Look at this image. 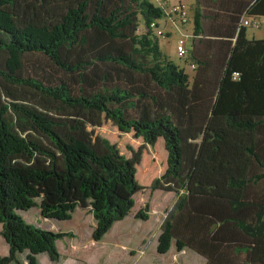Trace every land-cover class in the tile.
<instances>
[{
	"label": "trees",
	"instance_id": "16d2710c",
	"mask_svg": "<svg viewBox=\"0 0 264 264\" xmlns=\"http://www.w3.org/2000/svg\"><path fill=\"white\" fill-rule=\"evenodd\" d=\"M197 1L191 35L181 36L186 55H177L190 59V79L160 48L159 38L176 28L164 30L168 19L155 0H0V78L67 109L98 111L152 148L162 140L165 169L150 189L176 199L157 253L174 242L205 264H264V37L248 38L251 25L242 24L264 23V0ZM13 115L31 132H17ZM55 127L24 104L0 106V235L8 246L0 264H24L21 254L25 264H41V253L58 261L56 242L75 237L27 223L20 211L64 221L87 209L98 242L145 188L140 149L128 157L102 138L99 153ZM152 165L144 176L154 175ZM149 206L135 217L147 220Z\"/></svg>",
	"mask_w": 264,
	"mask_h": 264
},
{
	"label": "rangeland",
	"instance_id": "374dc122",
	"mask_svg": "<svg viewBox=\"0 0 264 264\" xmlns=\"http://www.w3.org/2000/svg\"><path fill=\"white\" fill-rule=\"evenodd\" d=\"M192 26L193 22L190 19L186 26L180 25V29H172L169 36L159 38L162 51L176 64L184 66L190 79L194 71L185 65L188 64L187 62L190 59H180L175 52V46L177 40L183 34H190L188 30ZM142 27L143 25L141 24L140 28ZM163 28L164 30L171 29ZM247 29L249 36H253V34L256 38L264 36L263 21L260 26H249ZM2 59L3 56L0 54V66L3 63ZM6 102L24 104L49 116L53 121L61 125V127H55L57 131L63 134H73L89 142L99 153L105 152V147L101 140L102 138H107L111 143L116 144L120 151L128 157L131 155V148L133 150L140 149L141 161L144 158L143 164L139 165L137 170V180L145 188L134 196V207L123 220L116 222L110 231L106 233L108 236L105 235L103 243H98L91 239L94 222L92 215L87 209H77L70 220L64 221L44 219L40 216L37 208L19 212L27 223L48 230L73 232L75 234L74 238L65 237L56 242V247L60 253L58 261H51L46 253L37 255V259L41 264H205V259L193 250L184 249L178 251L174 242L167 253L159 254L156 251L160 225L176 199V195L173 192L150 189L152 180L161 175L165 169L166 157L164 147H162V140H158L155 147L152 148L145 144L141 138H134L132 133L119 132L112 121L105 118L98 111L83 108L76 110L67 109L59 101L49 100L48 97L31 88L11 86L0 78V106ZM9 121L17 132L24 130L23 135L31 132L28 124L20 122L15 115L10 116ZM151 165L156 166V172L152 176H144L143 169ZM146 202H149L150 205L148 208L149 218L147 220L136 218L135 214ZM118 233H127V235L120 238ZM114 234L118 235L115 236ZM143 238L146 241L141 242ZM7 252L8 246L0 235V256L6 255ZM18 257L25 264L24 254Z\"/></svg>",
	"mask_w": 264,
	"mask_h": 264
},
{
	"label": "built area",
	"instance_id": "2783aa9c",
	"mask_svg": "<svg viewBox=\"0 0 264 264\" xmlns=\"http://www.w3.org/2000/svg\"><path fill=\"white\" fill-rule=\"evenodd\" d=\"M158 3H161L160 6L164 10L166 14L165 17L168 21L174 26L176 29H180L179 26L186 23L188 21V6L183 0H176L174 2H162V0H155ZM242 24L244 26L251 25V26H258L260 22L257 20L256 17H247L243 18ZM150 28L157 34L163 35V31L157 27L155 22L150 23ZM183 36H188L183 34ZM186 46L184 38H179L176 45V53L179 57H184L186 55ZM193 67V65H192ZM237 75V73H235Z\"/></svg>",
	"mask_w": 264,
	"mask_h": 264
},
{
	"label": "crops",
	"instance_id": "0c3cea01",
	"mask_svg": "<svg viewBox=\"0 0 264 264\" xmlns=\"http://www.w3.org/2000/svg\"><path fill=\"white\" fill-rule=\"evenodd\" d=\"M169 2H174V1H176V0H168ZM184 1V0H183ZM184 2H186V4L188 5V8H189V13H188V16H189V21H190V19H192V21H193V19H194V16H196L197 15V12L200 10V7L202 8V6H200V4L198 3V1L197 0H185ZM199 6V7H198ZM262 20H263V18H262ZM188 21V22H189ZM161 24V26H163V27H165V29H167L168 27H171V25L168 23V21L166 20V21H164V23L163 22H161L160 23ZM164 24V25H163ZM191 31H192V28H190L189 30H188V32L190 33L189 35H191ZM248 32V31H247ZM253 36L255 37V35L253 34ZM253 36H249L248 35V33H247V37L248 38H251V37H253ZM264 37V36H263ZM262 37V38H263ZM160 233V232H159ZM159 233H158V235H159ZM119 235H120V238H122V236H126L127 235V233H118ZM118 234H114L115 236L116 235H118ZM106 236H108V235H106ZM105 238V236L103 237V239L99 242L98 241V243H103V241L105 240L104 239ZM143 241H146L145 240V238H143L142 240H141V242H143ZM118 243H120V242H118ZM131 246V245H130ZM129 247V246H128ZM171 248H172V246H171ZM170 248V249H171Z\"/></svg>",
	"mask_w": 264,
	"mask_h": 264
}]
</instances>
